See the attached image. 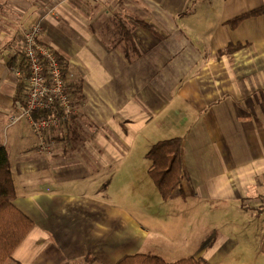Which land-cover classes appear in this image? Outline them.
<instances>
[{
    "label": "crops",
    "instance_id": "crops-1",
    "mask_svg": "<svg viewBox=\"0 0 264 264\" xmlns=\"http://www.w3.org/2000/svg\"><path fill=\"white\" fill-rule=\"evenodd\" d=\"M263 4L0 0V122L16 110L32 24L81 84L72 116L45 132L47 151L33 129L20 149L0 135L14 204L34 222L5 264H117L139 252L264 264V15L228 23ZM232 44L242 46L225 53ZM176 137L184 173L164 200L146 154Z\"/></svg>",
    "mask_w": 264,
    "mask_h": 264
},
{
    "label": "trees",
    "instance_id": "trees-1",
    "mask_svg": "<svg viewBox=\"0 0 264 264\" xmlns=\"http://www.w3.org/2000/svg\"><path fill=\"white\" fill-rule=\"evenodd\" d=\"M261 15H264V4L239 14L230 19L228 23L230 26L236 27L245 19ZM241 46V44H232L223 51L225 53L233 52ZM59 59L62 63V59L60 57ZM28 77L29 70L26 65H23L17 82L16 102L26 99ZM68 82L69 92L72 95L79 94L81 84L72 82L70 79ZM182 145L183 139L181 137L161 140L153 144L146 154V157L151 161L148 172L164 200L171 197L174 189L182 181L184 173ZM15 198L16 187L8 151L5 146H0V264L6 263L34 227V222L14 204ZM117 264H208V262L203 258L196 259L192 256L175 261H166L159 255L139 252L123 257Z\"/></svg>",
    "mask_w": 264,
    "mask_h": 264
},
{
    "label": "built area",
    "instance_id": "built-area-1",
    "mask_svg": "<svg viewBox=\"0 0 264 264\" xmlns=\"http://www.w3.org/2000/svg\"><path fill=\"white\" fill-rule=\"evenodd\" d=\"M52 14L58 17L56 11ZM42 31L41 24L35 23L23 33V54L29 70L27 93L25 101L16 102L11 123L28 118L40 137L39 151L45 152L49 148L45 132L70 118L74 104L68 82L73 74L65 72L58 54L41 41Z\"/></svg>",
    "mask_w": 264,
    "mask_h": 264
},
{
    "label": "rangeland",
    "instance_id": "rangeland-1",
    "mask_svg": "<svg viewBox=\"0 0 264 264\" xmlns=\"http://www.w3.org/2000/svg\"><path fill=\"white\" fill-rule=\"evenodd\" d=\"M9 123H11V118L7 119L4 122H0V135L3 139L8 137V140H10V144L13 146H16V149H20V140L22 137H34V133L32 131V127H31V124H30V121L28 120V118L23 117L19 121L15 122V123H11L8 126ZM140 147L141 146H139V143H137L134 148H140ZM146 194H148V193H146ZM219 223H220L219 221L209 220L208 228L213 230L214 229L213 225L217 226V225H219ZM193 240H194V242H193L192 247H194V245L196 244L197 238L194 237ZM250 248L252 249V247H250ZM179 257H181V256H179ZM179 257H177V258H179ZM250 261L254 262V264H263L262 256H256L255 260H254V257H252L250 259Z\"/></svg>",
    "mask_w": 264,
    "mask_h": 264
},
{
    "label": "bare ground",
    "instance_id": "bare-ground-1",
    "mask_svg": "<svg viewBox=\"0 0 264 264\" xmlns=\"http://www.w3.org/2000/svg\"><path fill=\"white\" fill-rule=\"evenodd\" d=\"M66 72V71H65Z\"/></svg>",
    "mask_w": 264,
    "mask_h": 264
}]
</instances>
